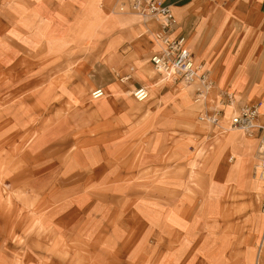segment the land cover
<instances>
[{"label": "rangeland", "instance_id": "1", "mask_svg": "<svg viewBox=\"0 0 264 264\" xmlns=\"http://www.w3.org/2000/svg\"><path fill=\"white\" fill-rule=\"evenodd\" d=\"M132 2L0 0V264H218L251 238L255 249L262 145L230 119L259 34L239 32L220 66L233 88L209 72L205 97L136 60L150 92L140 103L117 66L131 73L118 16Z\"/></svg>", "mask_w": 264, "mask_h": 264}, {"label": "crops", "instance_id": "2", "mask_svg": "<svg viewBox=\"0 0 264 264\" xmlns=\"http://www.w3.org/2000/svg\"><path fill=\"white\" fill-rule=\"evenodd\" d=\"M164 2L172 5L174 14L178 19L174 36L184 35L186 37L187 45L192 50L196 60L198 57L200 59L204 57L205 63H210L206 70L208 73L210 72L212 78L214 77L213 79H216V77L222 79L225 84L223 86L224 88H233V79L230 77L226 80L222 77L220 70L224 71V69L220 68L221 62L229 51L231 53L237 52L238 42L244 36L240 37L239 32L245 28L246 30L253 31L254 34H259V48L254 50L253 58H251L253 60L249 63L255 67L253 75L244 84L240 83V88L236 85V88L233 89L239 93L241 89L245 90L247 86L251 88L249 93L245 91L242 94L243 91L240 92L239 95H243V103L264 102V78H262L264 72V0H164ZM118 17L121 18L120 21H125V24L128 26L126 29L128 30L127 33H129L128 48L132 49V51L130 55H125L123 52H120L119 46L123 44L124 39L127 37L122 34H117L120 35L122 41H120L116 50L125 57L129 56V61L132 63L129 68L131 73L121 64L117 66L122 69V74H125V77H127L124 80L126 82H130L131 80V83H129L131 85L130 90H134L137 87L144 86L141 73L136 71L133 74L135 77L132 75L133 71L138 68L136 60H149L146 68H154L150 63V57L157 50L154 49L155 45L153 44L152 35L146 33L143 39V36L140 37L139 30L142 29L143 24L141 17L135 13H129L125 16L120 15ZM15 19H23V13L18 12L17 8ZM151 28L153 30H159V22L152 20ZM146 41L148 43L147 45L150 46V50L139 54L140 50L137 49L139 42L145 45ZM144 47L146 48V45ZM156 76L158 77L159 74L157 73ZM254 242L253 238H251L248 242H245V247L243 246L232 251L229 260L218 262V264H254L255 249L251 253V249L248 248L250 243L254 245ZM250 253L251 257H253L251 263H249ZM167 264H171V261L167 262ZM214 264L217 263L214 262ZM260 264H264V256Z\"/></svg>", "mask_w": 264, "mask_h": 264}, {"label": "built area", "instance_id": "3", "mask_svg": "<svg viewBox=\"0 0 264 264\" xmlns=\"http://www.w3.org/2000/svg\"><path fill=\"white\" fill-rule=\"evenodd\" d=\"M130 8L132 12L142 18L143 22L149 17H155L159 20L160 29L156 35L159 42V49L150 57V63L154 69L162 76L172 79L175 83L186 82L202 86L198 96H203L202 91H206L212 83L209 80V73L203 69L202 64H197L196 57L187 45V39L184 35L174 36V31L178 25L177 16L174 14L172 5L166 4L164 0H134ZM106 94L104 87H99L91 92V98L99 100ZM150 92L145 86H140L132 91L133 98L143 103L148 101ZM228 102L234 101L233 93H224ZM262 102L246 104L238 109L237 114H233L230 123L234 128L244 132L248 136H258L262 149L260 152L261 167L259 175L264 181V122L257 125L260 117V107ZM221 109L214 116L206 114L202 118L211 121L213 124L219 121ZM233 161V156L229 159ZM262 213L264 215V199L262 202ZM264 256V230L258 237L255 246V263L260 264Z\"/></svg>", "mask_w": 264, "mask_h": 264}, {"label": "bare ground", "instance_id": "4", "mask_svg": "<svg viewBox=\"0 0 264 264\" xmlns=\"http://www.w3.org/2000/svg\"><path fill=\"white\" fill-rule=\"evenodd\" d=\"M147 20V22H146V25H145V27H147V29H146V32L145 33H149L150 35H152V37H153V43H154V49H156V50H158L159 49V47H160V44H159V42L156 40V35L159 33L158 31L159 30H153L152 28H151V24H152V20H155V21H158L159 22V20L157 19V18H155V17H149V18H147L146 19ZM160 29V28H159ZM196 62H197V60H196ZM197 64H200V63H198L197 62ZM157 71V70H156ZM158 72V71H157ZM186 83V82H185ZM187 84H190V83H187ZM191 85H193V83L191 84ZM149 90V89H148ZM230 103H235V101H233V102H230ZM262 106L260 107V109H259V111H260V117H259V121H257V125H261V123H262V120L260 121V119H262ZM231 113V112H230ZM229 113V114H230ZM237 114V113H236ZM230 126H231V128H233V129H237V128H234L232 125H231V123H230ZM239 130V129H238ZM260 167H261V163L257 166V176L259 175V172H260ZM259 178H260V176H258ZM260 180H261V178H260ZM262 181V180H261ZM263 182V185H264V181H262Z\"/></svg>", "mask_w": 264, "mask_h": 264}]
</instances>
